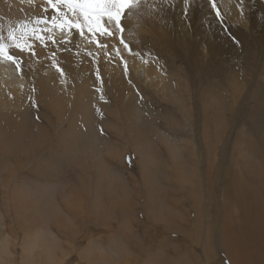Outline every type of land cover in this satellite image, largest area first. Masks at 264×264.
I'll list each match as a JSON object with an SVG mask.
<instances>
[{
  "label": "rangeland",
  "instance_id": "374dc122",
  "mask_svg": "<svg viewBox=\"0 0 264 264\" xmlns=\"http://www.w3.org/2000/svg\"><path fill=\"white\" fill-rule=\"evenodd\" d=\"M144 2L148 9L122 15L119 36L131 51L122 50L159 66L170 84L133 83L138 119L121 117L102 88L89 129L76 122L82 141L64 135L67 122L54 131L37 115L43 132L31 124L16 132L0 121V142L11 147L0 151V241L9 253L0 264L26 262L22 245L36 223L56 241L45 240L44 256L54 250L57 261L35 264H234L224 243L243 207L224 188L234 195L243 184L264 209V0H245L243 14L236 0H216L219 18L209 0Z\"/></svg>",
  "mask_w": 264,
  "mask_h": 264
},
{
  "label": "bare ground",
  "instance_id": "6f19581e",
  "mask_svg": "<svg viewBox=\"0 0 264 264\" xmlns=\"http://www.w3.org/2000/svg\"><path fill=\"white\" fill-rule=\"evenodd\" d=\"M144 1L149 0H141L137 9H148ZM54 14L51 6L47 4V0H0V35L4 36L7 42L9 28H17L20 24H27L30 28H51V17ZM38 18L46 19L49 23L37 25L35 21ZM105 23L113 32L110 37L99 34L91 35L87 30H85V35L81 37L75 29L63 33L58 29H52L50 33H43V35H52L56 43L46 41V44H41L40 41L29 38L28 43L33 45L35 55L27 51L20 52L15 48L10 49L11 54L16 55L21 61V70L16 71L15 66L9 62H0V121L5 123V127L10 125L16 132L19 130V132H23L27 125L31 124L36 126L37 132H43V129L40 128L42 124L38 125L32 120V117L38 115L39 120L53 130L55 128L52 127V124H55L57 128L67 122L69 129L64 135L68 137L80 135L79 139L81 140L83 131L77 127L76 122L79 121L86 126L85 128L89 129V123L94 119L89 105L98 100L102 88H108L111 91L112 99H114L116 109L121 117L125 119V110H128L129 116L138 119L141 114V107L139 108L135 104L137 102L136 97L133 96L135 85L133 83L143 82L153 90H155V86L165 89L170 83L164 82V79H160L158 76L159 70L156 68L159 66L156 67L153 64V66H147L144 61L141 62L135 57L133 59L126 58L122 50L123 46L118 42L121 39L118 29L115 28L114 23L112 25H107L106 21ZM162 34L164 35V33ZM96 40L106 44L107 48H98L95 43ZM113 48H119V56L113 51ZM214 49L215 47L210 48L211 59L212 57L217 58L222 52ZM121 57L124 59L123 61L128 63L137 81L132 80V83L128 81L129 78L133 79V75L124 72L125 67L122 66ZM54 63L63 69L65 73L63 77L53 66ZM97 72L100 79H97ZM159 74L162 73L159 72ZM168 95L170 94H167L166 97ZM171 98L175 100L177 97ZM127 105H130L133 110L126 108ZM45 111L50 115L46 116ZM67 112L70 114L69 118L66 117ZM130 129V132H136V126ZM5 139L6 137L1 136L0 141L4 142ZM82 140L84 139L82 138ZM1 142V152L11 148L10 146L7 148ZM54 147L59 146L54 144ZM243 186L241 183L236 185L234 195L229 191L232 189L229 184L224 188L226 200L235 197L234 205L236 201L241 205L239 207H243L236 217V220L240 221L237 232H233L234 226L229 227L228 232L231 240L224 243V247L234 264H264V209L256 202V196L253 192L250 189L244 190ZM223 190L222 192H224ZM238 194L239 198L237 197ZM262 196H264V192ZM239 207L236 206V208ZM246 207H248L247 210ZM34 225L36 229L31 234L29 243L22 245V255H25L26 261L24 264H35L36 260L54 263L56 260L54 250L47 252V258L44 256L43 250L46 251L52 246L45 240L53 241L54 244L56 241L41 224L36 223ZM7 243L1 242L0 259H2V254L5 257L9 256ZM86 249L87 253L89 248ZM88 254L85 255L86 258L89 257Z\"/></svg>",
  "mask_w": 264,
  "mask_h": 264
},
{
  "label": "snow or ice",
  "instance_id": "6c2138e0",
  "mask_svg": "<svg viewBox=\"0 0 264 264\" xmlns=\"http://www.w3.org/2000/svg\"><path fill=\"white\" fill-rule=\"evenodd\" d=\"M187 2V0H186ZM141 0H47V4L51 6L55 13L51 17V28L29 27L27 24H20L17 28H9L7 34V42L5 37L0 35V62H9L15 66L16 71L21 70V61L19 58L11 54L10 49L15 48L20 52H29L35 55L33 45L28 43L29 38L46 44V41L56 43L52 35L45 36L43 33H50L52 29H58L62 33L75 29L81 37L85 35V30L91 35L99 34L100 36H112L113 32L107 25H112L123 33L121 20L125 10L138 8ZM245 0H236V6L240 13L243 14ZM211 8L215 11L216 16L221 17V11L218 8L216 0H209ZM35 23L37 25L49 23L48 20L38 18ZM67 43V41H65ZM98 48L106 49L107 45L99 40L95 41ZM120 43L129 51V45L124 41L121 35ZM116 54L120 55L119 48L115 49ZM57 72L63 77L65 75L63 69L56 66ZM125 70L127 66L125 65ZM97 79H100L97 72ZM63 82V81H62ZM103 98V97H101Z\"/></svg>",
  "mask_w": 264,
  "mask_h": 264
}]
</instances>
